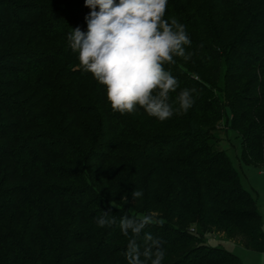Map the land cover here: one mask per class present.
<instances>
[{
  "label": "trees",
  "instance_id": "16d2710c",
  "mask_svg": "<svg viewBox=\"0 0 264 264\" xmlns=\"http://www.w3.org/2000/svg\"><path fill=\"white\" fill-rule=\"evenodd\" d=\"M89 11L0 0V264H127L120 218L150 212L162 264H243L209 243L221 234L264 253L262 215L216 134L233 132L240 162L264 165V0H168L192 53L164 65L179 81L171 97L196 92L163 122L113 112L79 67L67 35L87 30ZM102 211L116 223L98 227Z\"/></svg>",
  "mask_w": 264,
  "mask_h": 264
},
{
  "label": "clouds",
  "instance_id": "9594fccd",
  "mask_svg": "<svg viewBox=\"0 0 264 264\" xmlns=\"http://www.w3.org/2000/svg\"><path fill=\"white\" fill-rule=\"evenodd\" d=\"M89 13L87 30L71 28L67 41L78 54L79 67L106 89V98L113 112L121 115L139 109L163 122L173 115L186 113L194 104L195 88H183L173 100L171 93L179 88L178 79L165 64H175L174 57L191 59L186 51L191 39L186 26L175 18L165 19L168 0H84ZM133 200L143 192L133 190ZM122 204L127 203L125 195ZM112 207L121 208L115 200ZM116 218L110 211L96 217L98 227H110ZM162 222L156 213L123 215L121 233L128 237L124 253L127 264H162L165 250L162 241L144 232L149 225ZM143 233V245L138 243Z\"/></svg>",
  "mask_w": 264,
  "mask_h": 264
},
{
  "label": "rangeland",
  "instance_id": "374dc122",
  "mask_svg": "<svg viewBox=\"0 0 264 264\" xmlns=\"http://www.w3.org/2000/svg\"><path fill=\"white\" fill-rule=\"evenodd\" d=\"M216 134L222 140L218 147L226 150L233 167L239 173L244 189L258 206L263 219L264 231V165L255 166L240 162L241 139L233 132L226 134L223 130H220ZM209 243L212 246H220L233 253L243 264H264V253L247 250L240 243L231 241L222 234L215 235L213 238L209 236Z\"/></svg>",
  "mask_w": 264,
  "mask_h": 264
}]
</instances>
